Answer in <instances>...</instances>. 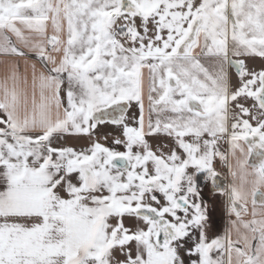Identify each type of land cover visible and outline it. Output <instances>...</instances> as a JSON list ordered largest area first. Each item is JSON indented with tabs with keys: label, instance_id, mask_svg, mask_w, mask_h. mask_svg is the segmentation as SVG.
Wrapping results in <instances>:
<instances>
[{
	"label": "snow or ice",
	"instance_id": "snow-or-ice-1",
	"mask_svg": "<svg viewBox=\"0 0 264 264\" xmlns=\"http://www.w3.org/2000/svg\"><path fill=\"white\" fill-rule=\"evenodd\" d=\"M0 264H264V0H0Z\"/></svg>",
	"mask_w": 264,
	"mask_h": 264
},
{
	"label": "crops",
	"instance_id": "crops-1",
	"mask_svg": "<svg viewBox=\"0 0 264 264\" xmlns=\"http://www.w3.org/2000/svg\"><path fill=\"white\" fill-rule=\"evenodd\" d=\"M242 159V156L240 157ZM223 214L221 213V218H222Z\"/></svg>",
	"mask_w": 264,
	"mask_h": 264
}]
</instances>
